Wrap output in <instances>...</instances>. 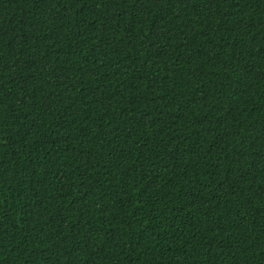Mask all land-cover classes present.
<instances>
[{"label": "trees", "instance_id": "1", "mask_svg": "<svg viewBox=\"0 0 264 264\" xmlns=\"http://www.w3.org/2000/svg\"><path fill=\"white\" fill-rule=\"evenodd\" d=\"M0 264H264V0H0Z\"/></svg>", "mask_w": 264, "mask_h": 264}]
</instances>
